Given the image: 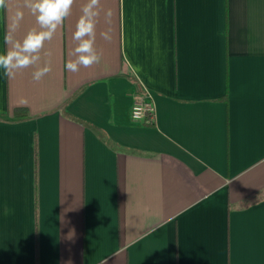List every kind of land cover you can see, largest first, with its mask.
Segmentation results:
<instances>
[{
  "label": "crops",
  "instance_id": "0c3cea01",
  "mask_svg": "<svg viewBox=\"0 0 264 264\" xmlns=\"http://www.w3.org/2000/svg\"><path fill=\"white\" fill-rule=\"evenodd\" d=\"M87 3L0 77V264H264V0H100L70 72ZM7 4L0 37L18 8L16 39L42 30Z\"/></svg>",
  "mask_w": 264,
  "mask_h": 264
},
{
  "label": "clouds",
  "instance_id": "9594fccd",
  "mask_svg": "<svg viewBox=\"0 0 264 264\" xmlns=\"http://www.w3.org/2000/svg\"><path fill=\"white\" fill-rule=\"evenodd\" d=\"M74 0H26L32 14L36 17L40 29L33 28L22 40L15 38V32L24 17L22 8L15 11L12 24L7 32L0 37V45L11 47L0 50V77H10L17 70L27 68L40 61V52L46 41H50L57 28L71 13ZM100 0H88L82 9V15L77 22L73 39L77 46L72 55L75 59L65 64V69L70 72L79 71L80 67H89L101 60V53L95 47L97 18L101 9L98 7ZM7 0H0V11H7ZM111 17V10L106 13ZM105 39H110V32L101 33ZM51 71V64L47 63L33 73V79L39 81L46 73Z\"/></svg>",
  "mask_w": 264,
  "mask_h": 264
},
{
  "label": "built area",
  "instance_id": "2783aa9c",
  "mask_svg": "<svg viewBox=\"0 0 264 264\" xmlns=\"http://www.w3.org/2000/svg\"><path fill=\"white\" fill-rule=\"evenodd\" d=\"M146 116L155 119V110L151 102L137 99L131 107V118L135 122H141Z\"/></svg>",
  "mask_w": 264,
  "mask_h": 264
},
{
  "label": "trees",
  "instance_id": "16d2710c",
  "mask_svg": "<svg viewBox=\"0 0 264 264\" xmlns=\"http://www.w3.org/2000/svg\"><path fill=\"white\" fill-rule=\"evenodd\" d=\"M13 115L16 118H26L28 116V109L26 107H16L13 110ZM141 124L147 125V126H154L155 125V119H151L149 116H146L141 121Z\"/></svg>",
  "mask_w": 264,
  "mask_h": 264
}]
</instances>
